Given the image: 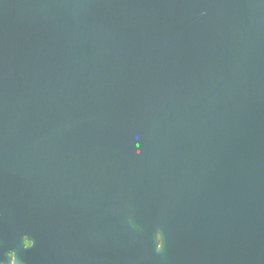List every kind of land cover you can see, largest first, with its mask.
Returning <instances> with one entry per match:
<instances>
[{
    "label": "water",
    "instance_id": "95a60500",
    "mask_svg": "<svg viewBox=\"0 0 264 264\" xmlns=\"http://www.w3.org/2000/svg\"><path fill=\"white\" fill-rule=\"evenodd\" d=\"M0 264H264V0H0Z\"/></svg>",
    "mask_w": 264,
    "mask_h": 264
},
{
    "label": "trees",
    "instance_id": "16d2710c",
    "mask_svg": "<svg viewBox=\"0 0 264 264\" xmlns=\"http://www.w3.org/2000/svg\"><path fill=\"white\" fill-rule=\"evenodd\" d=\"M26 242H27V244H30V241L27 240Z\"/></svg>",
    "mask_w": 264,
    "mask_h": 264
}]
</instances>
